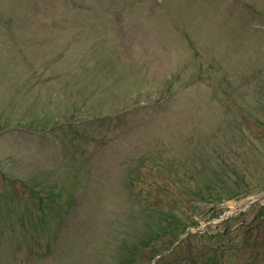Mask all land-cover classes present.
Listing matches in <instances>:
<instances>
[{
    "label": "rangeland",
    "instance_id": "1",
    "mask_svg": "<svg viewBox=\"0 0 264 264\" xmlns=\"http://www.w3.org/2000/svg\"><path fill=\"white\" fill-rule=\"evenodd\" d=\"M262 195L264 0H0V264H264Z\"/></svg>",
    "mask_w": 264,
    "mask_h": 264
},
{
    "label": "bare ground",
    "instance_id": "2",
    "mask_svg": "<svg viewBox=\"0 0 264 264\" xmlns=\"http://www.w3.org/2000/svg\"><path fill=\"white\" fill-rule=\"evenodd\" d=\"M263 203H264V199L263 200H261ZM229 205H231V207L234 209L235 208V206H234V204L233 203H230Z\"/></svg>",
    "mask_w": 264,
    "mask_h": 264
}]
</instances>
